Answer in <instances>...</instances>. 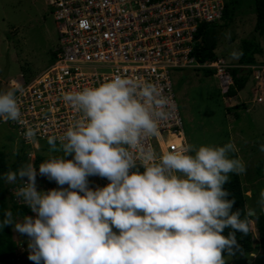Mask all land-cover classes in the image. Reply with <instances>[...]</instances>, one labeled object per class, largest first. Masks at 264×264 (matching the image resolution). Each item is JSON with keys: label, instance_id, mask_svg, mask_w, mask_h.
Returning <instances> with one entry per match:
<instances>
[{"label": "clouds", "instance_id": "obj_1", "mask_svg": "<svg viewBox=\"0 0 264 264\" xmlns=\"http://www.w3.org/2000/svg\"><path fill=\"white\" fill-rule=\"evenodd\" d=\"M230 56L239 60L243 52L233 50ZM17 93L22 96L24 88L15 82L0 91V118L26 125ZM62 99L80 116L59 137H48L55 154L39 164L38 173L28 162L0 175L6 184L19 185L15 197L34 214L18 220L9 208L0 220V230L11 226L29 238V260L227 264L226 255L243 254L236 233L249 234L254 210L233 211L235 199H228L224 188L230 174L247 172L241 157L230 158L238 151L234 142L185 144L157 153L147 141L160 135L173 104L157 84L140 77L116 75L96 87L65 92ZM24 135L38 143L32 127L26 126ZM259 150L264 152V144ZM37 175L57 188L39 191ZM90 177L109 183L93 188ZM257 204L264 212V190Z\"/></svg>", "mask_w": 264, "mask_h": 264}, {"label": "built area", "instance_id": "obj_2", "mask_svg": "<svg viewBox=\"0 0 264 264\" xmlns=\"http://www.w3.org/2000/svg\"><path fill=\"white\" fill-rule=\"evenodd\" d=\"M47 3L58 29L54 61L32 79L21 74L10 80L9 87H14L15 82L24 88L23 95L17 96L26 125L0 118V128L6 126L12 132L14 153L19 156L29 159L32 153H39L36 143L25 139L26 126L36 131L39 146H48L49 136L59 137L79 118L80 114L63 101L65 92L96 87L116 75L153 82L171 99L170 118L161 122L160 135L147 141L157 153L174 151L187 144L174 91L175 71L214 70L213 77L224 99H231L228 93L234 79L229 63L219 56L200 63L193 56L194 49L202 43L197 36L200 28L222 22L226 0H47ZM240 68L251 70L257 91L254 102L264 103V64ZM92 178L99 182V187L109 183L104 178ZM28 243L29 239L27 244H17L19 264L30 261L21 256V252L29 255Z\"/></svg>", "mask_w": 264, "mask_h": 264}, {"label": "rangeland", "instance_id": "obj_3", "mask_svg": "<svg viewBox=\"0 0 264 264\" xmlns=\"http://www.w3.org/2000/svg\"><path fill=\"white\" fill-rule=\"evenodd\" d=\"M233 17L234 20L225 28L221 37L217 55L234 69L241 65L239 60L231 58L230 53L233 50H242V40L255 39L261 47V53L255 56L256 62L264 64V35L255 31L257 15L253 1L242 0ZM226 33H230V39L225 37ZM57 46V24L47 0H0V91L8 90L10 80L18 78L21 74L32 79L43 71L50 65ZM8 62L7 76L2 79ZM172 77L187 144L196 147L223 146L232 141L238 151L231 153L230 158L241 157L247 168L246 174L240 175V178L246 190L247 209H253V216L256 217L252 219L254 223L251 227L255 247L253 253L256 255L255 258L251 254L227 256V264H264V249L261 246L258 227L264 212L260 211L257 204L259 194L264 190V176L257 175V165L264 161V152L259 150L260 145L264 144V103L253 101L257 94L256 84L250 75L244 90L236 92L233 98L226 101L219 90L218 81L204 69H194L188 75L177 70ZM14 140L12 132L6 126L0 128V146L4 151L11 152L9 161L16 158ZM46 146H39V153L29 156L31 160L25 158V162H33L36 165L37 173L39 164L50 154H55L50 153L49 145ZM39 158H42V162L38 163ZM89 180L93 188L99 186V182L92 177ZM18 186L8 185L12 203L25 206L14 195V189ZM37 188L47 192L57 188V185L54 181L49 182L46 177L37 175ZM16 214L19 215L18 220L23 216H34L30 209L26 214L14 215ZM9 227L18 246L27 244L29 238L26 235H21ZM21 256L26 261L29 255L21 252Z\"/></svg>", "mask_w": 264, "mask_h": 264}, {"label": "trees", "instance_id": "obj_4", "mask_svg": "<svg viewBox=\"0 0 264 264\" xmlns=\"http://www.w3.org/2000/svg\"><path fill=\"white\" fill-rule=\"evenodd\" d=\"M254 3V10L257 15L255 31L259 35H264V0H252ZM242 4V0H226V10L222 22L218 24H208L203 25L200 30L198 37L202 38V43L198 44L194 49L193 56L200 63L205 61H213L218 58L217 49L225 31L231 22L234 20V13L237 7L239 8ZM242 52L243 56L239 59V65L241 66H253L256 65V55L261 53L260 44L257 43L255 39H244L242 40ZM55 53L52 56V61H54ZM241 66L231 69V73L234 79V86L231 87L228 96L234 97L236 92H239L245 88L248 82V77L251 75V70L240 68ZM208 72L210 76H214V70L204 69ZM11 152L4 151L0 146V175L7 172L9 169L15 171L22 164H25L24 156H19L15 154L16 158L14 161H9ZM42 162V158H39L38 163ZM144 171L140 168V172ZM257 175L264 176V161H260L257 165ZM224 188L230 193L228 199H235V205L233 211L240 209L242 212L247 209V196L246 190L243 187L240 175L235 174L230 175V182L224 185ZM12 197L9 194L8 184H6L2 179H0V220H3V214L6 209H9L10 203H12ZM11 211L13 214L21 213L26 214L29 208L25 206H18L12 203ZM250 219H256L255 216H250ZM258 227L260 230L259 237L261 241V246L264 249V214L260 217L258 222ZM117 231L116 229H113ZM229 229H225L224 235L227 236ZM237 241L243 250V254L239 251L235 255H248L253 253L254 238L252 230L247 236L237 232ZM226 255V254H225ZM227 255L225 256V258ZM0 264H19L17 261V244L14 241L13 233L10 227H5L0 230ZM24 264H34L33 261H29Z\"/></svg>", "mask_w": 264, "mask_h": 264}, {"label": "water", "instance_id": "obj_5", "mask_svg": "<svg viewBox=\"0 0 264 264\" xmlns=\"http://www.w3.org/2000/svg\"><path fill=\"white\" fill-rule=\"evenodd\" d=\"M8 67H9V62H8L7 69H6L5 74H4V76H3L2 79L6 78V76H7V73H8ZM189 73H191V70H187V71L185 72V75H188Z\"/></svg>", "mask_w": 264, "mask_h": 264}, {"label": "bare ground", "instance_id": "obj_6", "mask_svg": "<svg viewBox=\"0 0 264 264\" xmlns=\"http://www.w3.org/2000/svg\"><path fill=\"white\" fill-rule=\"evenodd\" d=\"M38 146H39V143H36V149H39Z\"/></svg>", "mask_w": 264, "mask_h": 264}, {"label": "crops", "instance_id": "obj_7", "mask_svg": "<svg viewBox=\"0 0 264 264\" xmlns=\"http://www.w3.org/2000/svg\"><path fill=\"white\" fill-rule=\"evenodd\" d=\"M244 90V89H243ZM243 90H241V91H243ZM254 100V99H253ZM260 104H262V103H260Z\"/></svg>", "mask_w": 264, "mask_h": 264}]
</instances>
